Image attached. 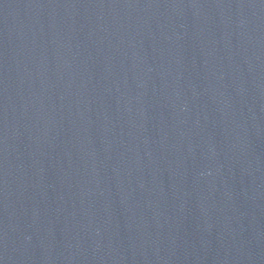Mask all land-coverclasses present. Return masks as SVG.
Returning a JSON list of instances; mask_svg holds the SVG:
<instances>
[{"label": "water", "instance_id": "95a60500", "mask_svg": "<svg viewBox=\"0 0 264 264\" xmlns=\"http://www.w3.org/2000/svg\"><path fill=\"white\" fill-rule=\"evenodd\" d=\"M0 264H264V0H0Z\"/></svg>", "mask_w": 264, "mask_h": 264}]
</instances>
